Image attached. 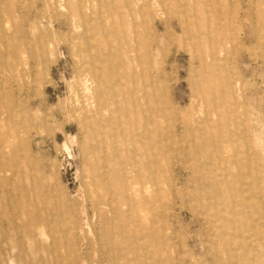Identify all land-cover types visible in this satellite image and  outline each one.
<instances>
[{
	"label": "rangeland",
	"instance_id": "obj_1",
	"mask_svg": "<svg viewBox=\"0 0 264 264\" xmlns=\"http://www.w3.org/2000/svg\"><path fill=\"white\" fill-rule=\"evenodd\" d=\"M0 264H264V0H0Z\"/></svg>",
	"mask_w": 264,
	"mask_h": 264
}]
</instances>
